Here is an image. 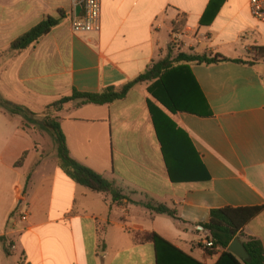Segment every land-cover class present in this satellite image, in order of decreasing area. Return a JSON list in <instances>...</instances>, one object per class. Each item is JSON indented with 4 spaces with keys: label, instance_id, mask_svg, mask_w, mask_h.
<instances>
[{
    "label": "crops",
    "instance_id": "0c3cea01",
    "mask_svg": "<svg viewBox=\"0 0 264 264\" xmlns=\"http://www.w3.org/2000/svg\"><path fill=\"white\" fill-rule=\"evenodd\" d=\"M210 1L102 0L101 31L74 35L71 0H0V95L42 114L74 90L119 88L179 53L237 60L264 46L249 0H226L211 25H201ZM180 14L187 25L173 33ZM48 17L59 20L48 35L10 50ZM183 65L210 116L173 114L148 92L152 83L110 105L71 102L56 114L71 157L113 182L121 202L70 180L57 153L54 160L40 149L37 130L0 108V264H157L154 245L136 244L132 232L156 233L203 264L217 262L220 253L206 252L196 228L214 209L264 207V64ZM151 105L169 119L157 113L161 138ZM200 163L209 181L198 179ZM148 203L176 210L178 219L155 214ZM243 233L264 247V210Z\"/></svg>",
    "mask_w": 264,
    "mask_h": 264
},
{
    "label": "trees",
    "instance_id": "16d2710c",
    "mask_svg": "<svg viewBox=\"0 0 264 264\" xmlns=\"http://www.w3.org/2000/svg\"><path fill=\"white\" fill-rule=\"evenodd\" d=\"M225 1L211 0L200 24L211 25ZM58 24L59 20L53 17L46 18L40 24L16 39L10 45V50L20 52L30 48L38 43L41 38L48 35ZM186 25V15L180 14L172 23V32L180 33ZM261 60L264 62V46L251 47L243 59L237 60H228L219 54L210 56L208 54L179 53L175 58L167 57L154 63L144 73L119 88L109 87L99 93H82L74 90L70 96L63 97L59 101L49 105L44 113L40 115L32 112L25 106L13 105L5 101L1 96L0 108L6 110L10 115L21 116L23 118V129L45 130L52 136L57 146L58 166L70 180L94 193L107 195L113 201L121 202L125 197L113 182L71 157L60 118L56 114L71 102H78L77 107L84 105H110L125 99L136 85L152 83L148 88V92L173 114L177 112H189L208 117L211 115V112L207 101L193 79L189 67L183 64L212 65L234 62L241 65L254 66L259 64ZM151 112L159 138H161L160 132L158 131L160 123L157 113H159L163 121L169 122V119L152 105ZM162 146L166 158V150L164 149L165 145L163 142ZM22 161L23 159L17 164L21 165ZM167 165L171 180L173 182H179L174 175L172 163L168 158ZM198 179L201 181H209L210 179L201 163L198 170ZM146 208L157 215H167L171 218L178 219L177 211L169 209L165 205L148 203L146 204ZM263 210L264 207H227L211 211L210 221L204 225H199V227L207 231L214 240L215 247L213 249H205L206 252L210 256H214L218 252L220 253L217 262L214 264H264V247L262 242L253 237H246L243 233L245 226ZM131 234L136 244L152 243L154 245L157 264H203L179 250L156 233L132 232ZM235 239H238L243 244L249 256L248 260L243 261L228 251L230 244ZM3 244L5 252L8 253L9 247L4 240Z\"/></svg>",
    "mask_w": 264,
    "mask_h": 264
},
{
    "label": "built area",
    "instance_id": "2783aa9c",
    "mask_svg": "<svg viewBox=\"0 0 264 264\" xmlns=\"http://www.w3.org/2000/svg\"><path fill=\"white\" fill-rule=\"evenodd\" d=\"M71 4L73 8L71 31L74 35L99 33L101 31L102 0H71ZM79 8L80 12L78 13ZM249 11L257 25L264 27V0H249ZM175 35L173 42L178 43L179 36ZM23 220H26V216L23 217ZM196 231L201 234V246L205 249L215 247L214 240L207 231L199 226Z\"/></svg>",
    "mask_w": 264,
    "mask_h": 264
},
{
    "label": "rangeland",
    "instance_id": "374dc122",
    "mask_svg": "<svg viewBox=\"0 0 264 264\" xmlns=\"http://www.w3.org/2000/svg\"><path fill=\"white\" fill-rule=\"evenodd\" d=\"M261 33H262V39L260 40V42H264V27L261 28ZM85 35H87V34H85ZM178 46H180L179 42L178 43H174V42L172 43L173 49H177ZM185 52H189V51L185 50ZM173 57L175 58L176 56L174 55ZM263 63L264 62L262 60L259 61V65H261ZM259 69L261 72H264V65L259 66ZM36 135H37V139L39 141L40 149L43 150L44 155L50 159L52 158L55 160V154L57 153V146H56V143H55L54 139L52 138V136L47 131L40 130V129H37ZM0 158H3V156L0 155ZM21 211H22V209H19L17 212H15L16 213L15 216L17 219L20 218V212ZM197 251L199 253L202 252L201 250H197Z\"/></svg>",
    "mask_w": 264,
    "mask_h": 264
},
{
    "label": "water",
    "instance_id": "95a60500",
    "mask_svg": "<svg viewBox=\"0 0 264 264\" xmlns=\"http://www.w3.org/2000/svg\"><path fill=\"white\" fill-rule=\"evenodd\" d=\"M78 13L80 12V8L77 10ZM228 251L234 254L239 259L246 261L249 259V256L243 246V244L238 240L235 239L229 246Z\"/></svg>",
    "mask_w": 264,
    "mask_h": 264
}]
</instances>
